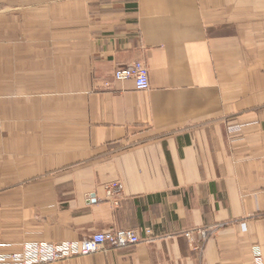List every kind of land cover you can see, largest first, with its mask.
<instances>
[{"label": "crops", "instance_id": "0c3cea01", "mask_svg": "<svg viewBox=\"0 0 264 264\" xmlns=\"http://www.w3.org/2000/svg\"><path fill=\"white\" fill-rule=\"evenodd\" d=\"M115 229L54 264L264 261V0H0V253Z\"/></svg>", "mask_w": 264, "mask_h": 264}, {"label": "built area", "instance_id": "2783aa9c", "mask_svg": "<svg viewBox=\"0 0 264 264\" xmlns=\"http://www.w3.org/2000/svg\"><path fill=\"white\" fill-rule=\"evenodd\" d=\"M116 82L132 81L134 89L138 91L150 90V73L144 62L136 63L116 69L113 72ZM120 185L115 183L110 185L108 193L110 196L118 194ZM197 232L206 240L210 235V230L188 231L186 236L191 238ZM155 235L151 230H145L144 236L135 229H115L112 232L97 233L89 236L81 242H25L21 250L16 253H0V264H54L68 261L70 259L92 256L98 252L124 249L141 244L142 242L154 241ZM1 246V245H0ZM254 264H264L261 249H254Z\"/></svg>", "mask_w": 264, "mask_h": 264}]
</instances>
